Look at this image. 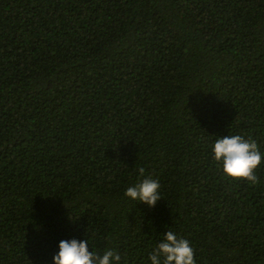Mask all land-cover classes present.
Instances as JSON below:
<instances>
[{"label": "trees", "instance_id": "1", "mask_svg": "<svg viewBox=\"0 0 264 264\" xmlns=\"http://www.w3.org/2000/svg\"><path fill=\"white\" fill-rule=\"evenodd\" d=\"M228 135L264 152V0H0V264L86 236L150 264L168 230L264 264V163L227 177ZM140 168L155 207L124 196Z\"/></svg>", "mask_w": 264, "mask_h": 264}, {"label": "clouds", "instance_id": "2", "mask_svg": "<svg viewBox=\"0 0 264 264\" xmlns=\"http://www.w3.org/2000/svg\"><path fill=\"white\" fill-rule=\"evenodd\" d=\"M213 159L222 166L223 173L232 179L258 182L255 174L264 163L262 152L254 140L240 135L219 136L211 145ZM140 177L135 184L125 189L124 196L130 201L149 208L162 199L158 179L145 177L140 168ZM91 248V251L89 250ZM150 264H196L195 252L190 241L176 232H164L149 255ZM52 264H126L115 247H106L103 252L92 248L86 236L60 240L58 251L52 257Z\"/></svg>", "mask_w": 264, "mask_h": 264}]
</instances>
